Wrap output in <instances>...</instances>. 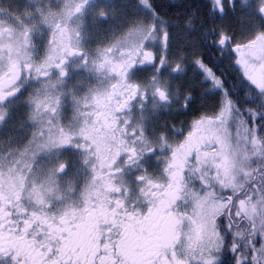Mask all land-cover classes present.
<instances>
[{"label":"snow or ice","instance_id":"snow-or-ice-1","mask_svg":"<svg viewBox=\"0 0 264 264\" xmlns=\"http://www.w3.org/2000/svg\"><path fill=\"white\" fill-rule=\"evenodd\" d=\"M160 7L0 0V264H264V0Z\"/></svg>","mask_w":264,"mask_h":264},{"label":"flooded vegetation","instance_id":"flooded-vegetation-1","mask_svg":"<svg viewBox=\"0 0 264 264\" xmlns=\"http://www.w3.org/2000/svg\"><path fill=\"white\" fill-rule=\"evenodd\" d=\"M189 1H194L196 2L197 7L199 8V11L201 13H205L206 12V8H205V4H206V0H156V3L161 5V7L158 9V11L160 12V14L164 17V19L166 20H170L169 17L166 15L164 16L162 13L163 12V9L164 11L167 10L169 8V6L171 5H177V6H183L186 2H189ZM116 3H118L116 0H115ZM176 6V7H177ZM179 8V7H178ZM180 10H184L182 8H179ZM173 25H175V27H172L171 28V31L174 32V33H179L181 35H183V33L186 31V29L184 28V22L179 20L178 23L174 24L175 21H172ZM113 22L110 20L108 24H102V27L104 28H108ZM116 23H119V21H116ZM198 27V25H197ZM199 36H200V33L199 32H196L195 34H192V35H189L188 36V39L186 41H190V43L193 45L194 43V47L197 51L201 52V53H204L206 50L205 48L201 45V42L199 40ZM186 41H183V42H180L178 41L175 45V48L176 49H182L184 48L182 46V44H184ZM179 43V44H178ZM227 65H228V61H225L224 62V65H222L221 67L225 69V71H228V68H227ZM188 78L189 79H192L194 78V73L191 71V69L189 70L188 72ZM181 120H187L189 119V117H181L180 118ZM179 126V125H178Z\"/></svg>","mask_w":264,"mask_h":264},{"label":"trees","instance_id":"trees-1","mask_svg":"<svg viewBox=\"0 0 264 264\" xmlns=\"http://www.w3.org/2000/svg\"><path fill=\"white\" fill-rule=\"evenodd\" d=\"M118 3L121 2V0H116ZM195 5L196 7H191ZM198 4H196V2L194 1H189V2H186L183 6H177V5H171L169 6V8L167 10L164 11L163 9V12L162 13L164 16H168L170 20L172 21H175L174 24L178 23L179 20L183 21L184 22V18L187 16V15H190L193 11H196L197 9H199L197 7ZM177 6V7H176ZM182 8L184 10H180L179 8ZM190 41H186L184 44H182L183 47H185ZM192 45V44H191ZM192 46H195L194 43Z\"/></svg>","mask_w":264,"mask_h":264},{"label":"rangeland","instance_id":"rangeland-1","mask_svg":"<svg viewBox=\"0 0 264 264\" xmlns=\"http://www.w3.org/2000/svg\"><path fill=\"white\" fill-rule=\"evenodd\" d=\"M190 43V42H189ZM179 44V43H178Z\"/></svg>","mask_w":264,"mask_h":264}]
</instances>
